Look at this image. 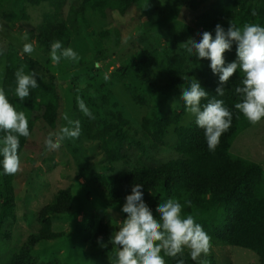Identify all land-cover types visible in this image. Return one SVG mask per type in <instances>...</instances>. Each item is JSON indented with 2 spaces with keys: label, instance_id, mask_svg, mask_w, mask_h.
I'll use <instances>...</instances> for the list:
<instances>
[{
  "label": "trees",
  "instance_id": "16d2710c",
  "mask_svg": "<svg viewBox=\"0 0 264 264\" xmlns=\"http://www.w3.org/2000/svg\"><path fill=\"white\" fill-rule=\"evenodd\" d=\"M8 1L10 0H0V9ZM67 1L12 0L17 18L20 17L23 21L29 20L25 4L32 7L41 4L49 6L50 11L44 13L36 28L37 48L45 55H49L51 42L59 40L66 47L81 26H89L87 11L95 13L100 20L111 13L124 16L140 0H81L80 6L71 5L64 15L63 9ZM174 6L193 11L203 7L205 9L197 16L193 25H184L180 29L174 42L167 45L159 42L152 44L137 59L127 61L112 71L110 80L99 82L93 79L88 83L93 93L85 94V104L94 119H89L83 113L79 115L80 135L77 139L97 146L103 159V169L107 172L102 175L90 172L89 181L105 190L110 202L117 206L130 194L131 185L137 183L143 185L144 200L153 211L168 198L180 199L181 203L187 198L191 200V206L183 208L182 213L192 214L195 221L202 225L210 238L209 249L211 246L247 249L257 256L258 264H264V169L260 164L230 151L236 136L254 125L234 109V104L238 102L234 88L240 83L241 73L237 70L225 85L224 96L216 97L223 99L225 106L232 111L233 118L229 129L220 136L214 151L208 150L203 130L196 126L194 117L189 123H182L186 111L181 102L177 104V108L165 107L175 96L180 97L183 89L189 87L191 78L197 79L209 93V97L201 99V105L215 95L218 77L211 73L209 61L189 57L184 43L190 38L199 40L201 33L211 32L216 24H221L224 28L229 23L237 26L245 23L264 26V0H174ZM107 32L102 31L100 37L103 38ZM223 55L226 63L233 61L235 44ZM21 65L25 66L26 73H36L39 85L30 90L29 96L22 103L13 92L14 73ZM44 71L40 61L25 54L20 55L19 50L5 54L1 89L18 110L25 112L30 134L37 122L54 129L59 116V95L55 85L45 81V78L52 81L54 76L48 71L45 74ZM159 75L166 79L165 83H161ZM112 81L122 82L133 104L146 109L139 130L131 127L119 104L112 99ZM171 127L175 134L171 148L176 152L177 158L157 165L145 162L142 152L167 145L166 135ZM28 139L29 137H20L18 154L28 144ZM136 139L140 150L129 153L131 142ZM129 161L133 166L129 165ZM116 164L122 166L121 169H116ZM13 175L0 174L1 221L15 218L11 188ZM85 189L79 190L78 194L82 195L80 201L84 208L91 195ZM93 196L97 198L100 195L93 192ZM74 199L70 188L59 190L39 211V230L29 236L6 264H42L33 257L38 253L36 246L41 243L48 247V242L54 241L52 244H55L63 239L62 232L53 230L52 220L70 215ZM75 216L76 213H73L71 217ZM87 225L85 232L91 237V245L98 244V236L103 238V242L108 240V230L101 220L95 224L91 219ZM116 259L115 254L111 257V263L116 264ZM179 259H183L184 264H215L206 255L193 261L189 251L185 249L176 257H165V264H177ZM52 264L61 262L55 261Z\"/></svg>",
  "mask_w": 264,
  "mask_h": 264
},
{
  "label": "rangeland",
  "instance_id": "374dc122",
  "mask_svg": "<svg viewBox=\"0 0 264 264\" xmlns=\"http://www.w3.org/2000/svg\"><path fill=\"white\" fill-rule=\"evenodd\" d=\"M71 5L80 6L81 0H68L63 9L64 15ZM204 9L205 7L193 11L185 7H175L174 0H140L124 16L111 13L100 20L95 13L87 11L89 26H81L65 47L76 51L79 60L73 62L62 59L57 64H53L50 56L37 48L36 28L44 13L50 11L47 4L37 7L25 4L28 21L17 18L12 0L0 9V89L4 77L5 54L19 50L22 55L23 44L30 42L34 51L31 55H25L40 61L45 71L54 76L52 81L47 78L45 81L55 85L60 98L59 116L54 129L37 122L29 136L28 144L19 152L21 164L13 175L11 185L15 218L0 220V264L8 263L29 236L39 230L37 215L41 208L48 204L59 190L68 188L73 191L75 197L71 204L72 213L52 220L53 230L62 232L63 239L55 244H52L54 241L48 242V247L40 243L36 246L38 253L33 257L42 264H52L55 261H60L61 264H112L111 257L116 254L115 247L110 244L105 248L98 244L91 245V237L85 232L89 220H94L95 224L101 220L108 230L109 238L111 233L118 230L117 221L126 216L120 211L124 202L119 206L113 205L106 191L89 181L91 173H107L103 169V159L97 146L74 138L64 140L58 149L49 150L45 146V139L49 133L58 132L66 124L63 119L65 113L70 119L79 121V115L83 112L78 107V100L85 102V94L93 93L88 83L93 79L99 82L110 80L112 71L127 61L137 59L144 51L149 50L152 44L159 42L167 45L174 42L180 29L184 25H193ZM102 31H108L103 38L100 37ZM211 32L214 33V30ZM25 35L28 36L27 41L24 39ZM159 79L161 83L166 81L160 75ZM110 89L112 99L119 104L131 127L139 130L146 109L133 104L122 82L112 81ZM179 102V96H175L165 107L177 108ZM192 118L186 112L182 123H189ZM137 141L136 139L131 142L129 153L140 150L137 148ZM174 141V128L171 127L166 135L167 145L142 152L145 162L157 165L176 159L177 154L171 148ZM230 151L260 164L264 169V119L240 132L232 142ZM129 165L133 166L131 161ZM115 167L121 169L122 166L116 164ZM83 188L91 192L85 208L80 201L82 195H78L79 190ZM91 190L100 196L95 198ZM153 212L155 216L156 213ZM73 213H76L75 217H71ZM210 248L201 256L210 257L215 264H258L257 256L250 250L232 246Z\"/></svg>",
  "mask_w": 264,
  "mask_h": 264
},
{
  "label": "clouds",
  "instance_id": "9594fccd",
  "mask_svg": "<svg viewBox=\"0 0 264 264\" xmlns=\"http://www.w3.org/2000/svg\"><path fill=\"white\" fill-rule=\"evenodd\" d=\"M24 39L27 41L28 36L25 35ZM233 44L235 59L226 63L223 54L230 51ZM184 48L189 57L208 60L211 73L218 77L215 95L206 104L201 105L200 101L209 97V93L195 78H191L189 87L183 89L179 97L185 111L194 117L196 126L203 130L208 150L214 151L233 118L223 99L216 97L224 96L225 85L237 70L241 73V79L234 88V95L238 97L234 109L251 124L264 119V26L229 23L225 29L221 24H216L214 35L205 31L200 34L199 40L190 38L185 42ZM21 51L31 55L34 51L32 43H24ZM49 56L53 64L62 59L79 60L77 52L71 47L65 48L59 40L51 42ZM24 67L21 65L14 73L13 92L21 103L29 96L31 89L39 86L36 73H26ZM78 107L85 116L94 119L82 99L78 100ZM63 119L66 124L58 132L49 133L45 139V146L49 150L58 149L64 140L80 135L78 120L70 119L67 113ZM0 133H3L0 135V174H15L21 164L18 154L20 137L28 138L30 131L25 112L9 101L3 89H0ZM142 188L143 185L139 183L131 185L130 194L124 197L120 208L126 216L117 221L118 230L110 234L107 242L97 237L101 248L109 244L115 247L116 264H165V257H176L184 249L189 250L193 261H197L202 253L206 254L209 236L192 214L182 213L183 208L191 206V200L185 198L181 203L180 199L168 198L159 203L154 216L144 200ZM177 264H184L183 259L177 260Z\"/></svg>",
  "mask_w": 264,
  "mask_h": 264
}]
</instances>
